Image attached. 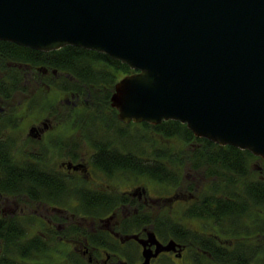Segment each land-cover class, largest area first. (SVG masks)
<instances>
[{"label":"flooded vegetation","instance_id":"flooded-vegetation-1","mask_svg":"<svg viewBox=\"0 0 264 264\" xmlns=\"http://www.w3.org/2000/svg\"><path fill=\"white\" fill-rule=\"evenodd\" d=\"M24 53L5 60L0 74V222L24 228L27 246L35 238L44 246L27 263L242 264L264 240L226 234L223 219L203 213L225 197V167L210 173L214 164L197 154L222 156L225 144L166 135L154 128L162 121H124L112 91L80 89L68 70ZM145 128L148 142L137 133ZM163 154L170 172H143L144 163L158 168ZM252 159V168H264L261 156ZM13 255L0 236V258Z\"/></svg>","mask_w":264,"mask_h":264},{"label":"water","instance_id":"water-1","mask_svg":"<svg viewBox=\"0 0 264 264\" xmlns=\"http://www.w3.org/2000/svg\"><path fill=\"white\" fill-rule=\"evenodd\" d=\"M0 39L105 52L134 69L114 82L119 118L264 159V0H0Z\"/></svg>","mask_w":264,"mask_h":264},{"label":"trees","instance_id":"trees-1","mask_svg":"<svg viewBox=\"0 0 264 264\" xmlns=\"http://www.w3.org/2000/svg\"><path fill=\"white\" fill-rule=\"evenodd\" d=\"M25 49L27 50V61L34 64L47 63V65L68 70L71 75L79 79L80 84L77 87L80 89H84V85H86L90 91H94L95 87L100 86L107 94L113 90L114 82L119 73L131 71L125 62L95 49L66 44L46 51L3 39H0V67H6L5 60L22 61L25 58ZM143 124L145 127L149 125L146 121H143ZM154 128L166 135L175 134L181 138L207 139L206 137L195 136L185 123L175 119L162 120V122L155 124ZM224 148L222 156H219L217 151L209 150V148H207L209 151L197 154L199 157L204 155V159H208L211 161L210 163L214 164V167H209L210 173L220 174L221 165L225 167V172L220 174L224 176L225 197L217 200L221 204L219 208L204 209L203 213L209 218L223 219L226 223L224 226L226 234L233 235L241 232L245 235L260 233L264 236V168L251 167L250 161L253 160L254 154L248 149H242L231 144H225ZM166 157H168L166 154L161 156L162 160L158 163V168H155L156 164L153 166L150 163H144L143 172L152 173L155 177H163V172H170L165 164ZM219 157H224L220 163H218ZM168 160L171 161V158L168 157ZM220 187L222 188V186ZM0 236L4 237L7 244L12 243V251L14 252L10 259L0 258V262L3 264L7 261L8 264H29L23 258L32 257L44 249L37 238L33 239L27 246V240L22 239L24 228L16 222H0ZM261 250L264 251V240L258 239L256 249L252 246V252L243 255L241 263L264 264V254L263 256L259 254ZM255 251L258 254L254 258L252 254Z\"/></svg>","mask_w":264,"mask_h":264},{"label":"rangeland","instance_id":"rangeland-1","mask_svg":"<svg viewBox=\"0 0 264 264\" xmlns=\"http://www.w3.org/2000/svg\"><path fill=\"white\" fill-rule=\"evenodd\" d=\"M5 68H6V67H3V66L0 67V74H1V71H2V70H6ZM123 75H124V74H123ZM123 75H121L120 77H122ZM118 79H119V78H118ZM118 79H117V80H118ZM51 90H52V89L47 90V91H50V92H51ZM112 92H113V90H112ZM112 92H111V93H112ZM110 101H111V99H110ZM111 105H112V104H111ZM112 106H113V105H112ZM137 133H138V135L141 137V138L139 137L140 139L145 140V141H147V142H148V139L151 138V136H152V134H151V130H149L148 128H145L144 131H141V132L139 131V132H137ZM129 137H131V134H130V133H129ZM178 138H180V137H178ZM146 139H147V140H146ZM142 142H143V141H142ZM180 157H181L182 161L185 160V157L182 156V153H181Z\"/></svg>","mask_w":264,"mask_h":264}]
</instances>
